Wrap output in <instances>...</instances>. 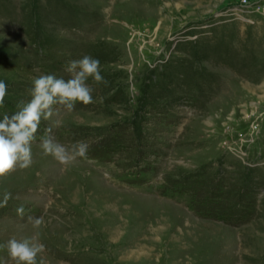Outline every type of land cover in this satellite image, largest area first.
Here are the masks:
<instances>
[{
  "label": "rangeland",
  "instance_id": "rangeland-1",
  "mask_svg": "<svg viewBox=\"0 0 264 264\" xmlns=\"http://www.w3.org/2000/svg\"><path fill=\"white\" fill-rule=\"evenodd\" d=\"M85 55L107 83L54 105L31 166L0 177V246L38 235V264H264V0H0V120ZM46 129L87 156L45 155Z\"/></svg>",
  "mask_w": 264,
  "mask_h": 264
},
{
  "label": "clouds",
  "instance_id": "clouds-1",
  "mask_svg": "<svg viewBox=\"0 0 264 264\" xmlns=\"http://www.w3.org/2000/svg\"><path fill=\"white\" fill-rule=\"evenodd\" d=\"M66 71L70 78H58L54 74H44L35 78L31 92V100L18 105V111L3 115L0 120V177L11 175L18 169H26L33 162L32 146L42 120L50 119L54 114V105H63L67 111H73L77 102L87 105L93 103V88L87 83L89 78L97 83H107L101 75L100 61L89 55L82 59L69 61ZM7 84L0 80V107L5 104L8 94ZM46 129L41 138V147L45 155L53 156L61 164H71L78 158L87 156L89 145L79 141L70 147L56 142ZM11 198L6 192L4 203ZM23 214V206L17 209ZM32 219L31 217L29 218ZM44 218L33 220V226L40 228ZM6 248L15 264H38V257L46 250L39 241L38 235L17 239H9L0 246ZM39 264H44L43 259Z\"/></svg>",
  "mask_w": 264,
  "mask_h": 264
}]
</instances>
